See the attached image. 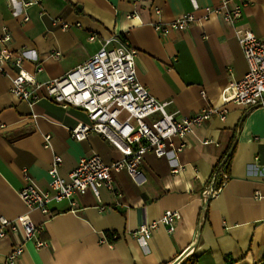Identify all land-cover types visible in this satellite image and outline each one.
Segmentation results:
<instances>
[{
  "label": "crops",
  "instance_id": "0c3cea01",
  "mask_svg": "<svg viewBox=\"0 0 264 264\" xmlns=\"http://www.w3.org/2000/svg\"><path fill=\"white\" fill-rule=\"evenodd\" d=\"M219 1L41 0L24 9L0 0V38L3 28L10 36L0 49L29 52L34 59L23 69L43 83L84 63L115 35L137 51V79L149 93L170 101L168 111L177 117L190 116L217 106L222 90L246 74L235 31L249 30L264 41V0H245L233 27L212 16L163 37L151 24L169 23L186 13L200 16ZM57 20L68 27L62 29ZM54 52H60V58H53ZM36 66L41 72H35ZM5 70L14 73L9 64ZM9 89V78L0 72V217L14 223L28 217L41 228L36 237L45 245L26 240L16 224L15 231L7 229L0 238V264L19 246L23 252L15 264H264L263 108L245 113L244 107L230 104L225 120L212 118L185 139L174 138V147L184 145L177 155L170 151L157 159L146 154L138 179L125 171L114 173L119 196L101 189L99 204L89 191L74 194L50 204L49 213L42 214L29 210L18 196L26 183L24 171L46 189L54 155L61 157L63 178L83 157L97 155L110 164L120 155L98 135L82 141L70 138L71 128L88 123L82 110L47 98L28 105ZM46 135L51 148L44 147ZM230 154L229 176L214 189L213 169ZM100 205L106 210L99 211ZM168 210L181 216L172 233L159 226L150 240L131 236ZM191 255L194 259L189 260Z\"/></svg>",
  "mask_w": 264,
  "mask_h": 264
},
{
  "label": "built area",
  "instance_id": "2783aa9c",
  "mask_svg": "<svg viewBox=\"0 0 264 264\" xmlns=\"http://www.w3.org/2000/svg\"><path fill=\"white\" fill-rule=\"evenodd\" d=\"M11 1L24 9L41 3V0ZM137 1L132 0L134 3ZM246 4L245 0L234 4L230 0H220L217 6L205 7L200 16L186 13L169 23H152L151 27L156 34L165 37L172 31H184L191 24L208 21L212 16L221 17L233 27L241 19ZM155 14L159 15V9L155 8ZM55 23H59L62 29L68 27L58 20ZM235 35L247 65L246 74L222 90L217 106H207L193 115L182 117L168 111L170 101L155 98L139 82L135 68L137 51L125 40L119 41L115 35L105 39L101 48L87 61L65 75L43 83H37L33 75L23 69L25 62L34 59L29 52L0 49V72L9 78V92L14 98L28 105L47 98L64 108L82 110L88 123H79L71 128L70 138L82 141L90 134L98 135L120 155L119 160L110 164H105L97 155L83 157L67 178L59 175L62 160L60 156L54 155L48 169L49 183L46 189L37 186L24 171L26 183L18 196L25 206L29 210L48 214L50 204L70 200L74 194L84 195L88 191L100 204L101 189L119 196L113 185L114 173L125 171L133 180L138 179L139 168L146 154H152L157 159L166 157L170 151L177 155L184 145L182 143L174 147V138L185 139L193 134L196 127L212 118L225 120L230 104L244 107L245 113L257 108L264 109V41L249 30H237ZM9 41L10 36L3 28L0 43ZM60 55V52L51 54L55 59L60 58ZM8 64L14 70L13 75L5 70ZM35 72H41V68L36 66ZM201 95L204 97V92ZM50 138L49 135L43 137L45 148H51ZM226 179L224 175L223 180ZM257 197L260 198L259 195ZM98 210L105 211L106 208L100 205ZM180 218L178 212L165 211L158 220L139 226L131 232V236L150 240L153 231L159 226L172 233ZM16 224L22 228L26 240H35L37 247L45 245L36 237L41 228L36 227L28 217H20L15 223L0 217V238L6 235L7 229L15 231ZM22 252V246L14 248L4 264H15Z\"/></svg>",
  "mask_w": 264,
  "mask_h": 264
},
{
  "label": "trees",
  "instance_id": "16d2710c",
  "mask_svg": "<svg viewBox=\"0 0 264 264\" xmlns=\"http://www.w3.org/2000/svg\"><path fill=\"white\" fill-rule=\"evenodd\" d=\"M232 155H227L221 160L213 169L211 178L213 177V187L214 189H218L223 184V176H229V169L231 166ZM189 260L194 259L193 255H191Z\"/></svg>",
  "mask_w": 264,
  "mask_h": 264
},
{
  "label": "water",
  "instance_id": "95a60500",
  "mask_svg": "<svg viewBox=\"0 0 264 264\" xmlns=\"http://www.w3.org/2000/svg\"><path fill=\"white\" fill-rule=\"evenodd\" d=\"M184 256H185V254H183L182 256H180L178 261H180Z\"/></svg>",
  "mask_w": 264,
  "mask_h": 264
}]
</instances>
